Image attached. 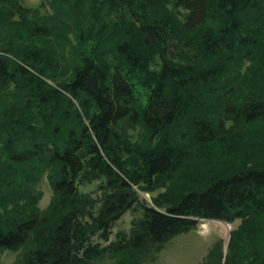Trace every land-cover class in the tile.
I'll use <instances>...</instances> for the list:
<instances>
[{"label":"trees","instance_id":"1","mask_svg":"<svg viewBox=\"0 0 264 264\" xmlns=\"http://www.w3.org/2000/svg\"><path fill=\"white\" fill-rule=\"evenodd\" d=\"M202 218L264 264V0H0V264H148Z\"/></svg>","mask_w":264,"mask_h":264},{"label":"rangeland","instance_id":"2","mask_svg":"<svg viewBox=\"0 0 264 264\" xmlns=\"http://www.w3.org/2000/svg\"><path fill=\"white\" fill-rule=\"evenodd\" d=\"M21 1L30 7L40 6L43 2V0ZM49 10L50 8L47 5L42 8V13H46ZM94 187L95 185H87L84 189L92 190ZM40 189L44 192L40 203L44 208L48 205L52 196V189L47 179L41 182ZM138 192L141 194L142 198L153 204L154 195H156L158 191L149 193L138 189ZM133 215L134 213L132 210L126 211L122 217L116 221L114 232L120 229L129 230ZM203 223H207V226H204ZM239 224L240 219L233 223L214 218L200 219V224L197 228L183 231L174 236L165 244L162 250L157 253L156 260L148 264H225L226 258L232 253V249H230L228 254L231 229L238 227ZM220 240H223V249L225 253L222 262L218 261L219 250L221 249ZM18 255L19 251L11 249L4 250L1 255V264H14ZM230 261L231 260H229V262ZM95 264H112V260L106 258L100 259L96 261Z\"/></svg>","mask_w":264,"mask_h":264},{"label":"bare ground","instance_id":"3","mask_svg":"<svg viewBox=\"0 0 264 264\" xmlns=\"http://www.w3.org/2000/svg\"><path fill=\"white\" fill-rule=\"evenodd\" d=\"M219 222H220V221H219ZM203 225H204V226H207V223H203ZM228 226H230V225H228Z\"/></svg>","mask_w":264,"mask_h":264}]
</instances>
